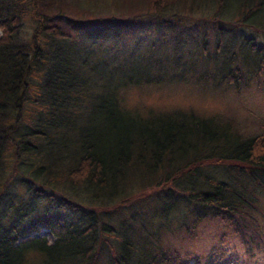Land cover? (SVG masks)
Masks as SVG:
<instances>
[{"label": "trees", "instance_id": "16d2710c", "mask_svg": "<svg viewBox=\"0 0 264 264\" xmlns=\"http://www.w3.org/2000/svg\"><path fill=\"white\" fill-rule=\"evenodd\" d=\"M195 1L222 27L211 53L202 47L214 65L228 28L250 29L220 69L238 91L264 72V37L252 34L264 33V0ZM152 5L142 14H169ZM28 14L36 25L20 38ZM139 16L82 19L55 0H0V264H195L161 243L179 215L189 233L219 218L264 255L263 192L249 185H264V138L225 113L127 106L131 89L188 70L177 43L162 56L131 40Z\"/></svg>", "mask_w": 264, "mask_h": 264}, {"label": "rangeland", "instance_id": "374dc122", "mask_svg": "<svg viewBox=\"0 0 264 264\" xmlns=\"http://www.w3.org/2000/svg\"><path fill=\"white\" fill-rule=\"evenodd\" d=\"M55 1L60 4L64 13L74 16V18L82 15V19H96L110 15H121L122 17L140 15L145 12L142 10H147L153 6V2H157L158 8L169 11V14L165 16L175 21V26L183 40L180 55L185 58L184 67L188 70L182 77L170 71V74L165 75V78L159 83L131 89L126 96L127 106L144 113L150 108L152 110H170L177 107L191 108L206 115L225 113L232 115L238 121L245 134L259 135L261 141V137L264 138V72L253 78L248 84H244V80L241 79L238 91L236 82L223 84V75L220 72V69L224 67L222 65L227 62L229 52L241 37L244 36L246 39L252 37L249 34L250 29L237 27L231 30L228 28L231 39L230 46H228L230 51H222L219 54V59H215L217 65H214L203 56L202 47L211 53L212 46L210 44L214 45L213 40L218 30L217 27L221 26L217 20H209L210 18L207 16L210 14L206 10L192 7L197 4L196 1L195 3H192L191 0H165V2L160 0ZM208 9L211 10V3L208 5ZM137 18H148V16L143 14ZM22 21L19 31L20 38L30 36L36 25L31 14L26 15ZM165 32L168 35L169 29L166 28ZM151 34L155 35V33ZM252 34L264 37L263 32H253ZM142 37H148L145 38L148 41L143 40L146 42V46H142L141 49L144 50L153 36L145 34ZM202 38L207 40L206 47L201 44ZM166 43L165 45H167ZM158 47L161 52L159 54L162 56L169 54L170 46L158 45ZM168 70H171V66ZM31 95L33 98L34 95L32 93ZM221 167L226 168L232 174L238 171L237 167L231 165L221 164ZM241 169L244 171L243 175L247 174L248 166L246 164L242 165ZM249 185L260 187V192H263L260 207L264 208V185L257 181H249ZM181 216L176 217L179 227L167 230L163 234L161 243L170 249L166 253L167 256L171 257L179 250V256L183 259L187 258L189 263L199 258L201 260L196 264H213L211 263L212 257L207 260V255L211 253L214 264H264L263 250L258 248L253 254L247 252L239 235L234 233L232 225L226 224L219 218L207 216L196 223L193 231L189 233L182 225ZM236 223L237 221H235V225ZM40 234L48 239L52 238V234L46 228L42 229ZM174 262L176 264L177 260Z\"/></svg>", "mask_w": 264, "mask_h": 264}]
</instances>
